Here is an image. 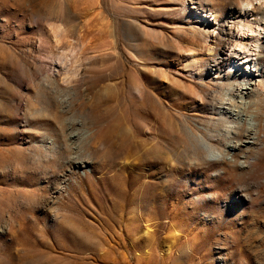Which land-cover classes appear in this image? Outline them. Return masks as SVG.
<instances>
[{
    "label": "rangeland",
    "instance_id": "rangeland-1",
    "mask_svg": "<svg viewBox=\"0 0 264 264\" xmlns=\"http://www.w3.org/2000/svg\"><path fill=\"white\" fill-rule=\"evenodd\" d=\"M249 3L0 0V264H264Z\"/></svg>",
    "mask_w": 264,
    "mask_h": 264
},
{
    "label": "bare ground",
    "instance_id": "bare-ground-1",
    "mask_svg": "<svg viewBox=\"0 0 264 264\" xmlns=\"http://www.w3.org/2000/svg\"><path fill=\"white\" fill-rule=\"evenodd\" d=\"M249 4H251V3H249ZM260 5L263 6V3H261ZM262 6L261 7L257 6V8L259 10V11H257L256 10V6H254V4H251V8L253 10H256L255 11L256 15H259L261 13L263 15V17H264V6L263 7ZM245 13H246V15L251 16V13H247V11ZM231 15L234 18L238 17L236 12H232ZM254 16H255V14L253 15V17ZM252 19L253 18H251V23L250 24H243L242 22H240V30H241L240 34L244 38L247 37L246 33H248V32L244 31L245 27H247L248 30L251 31V34H249V36H252V40L254 41L253 51L256 52L258 50L260 55L255 56V57H253L250 60L249 58H250L251 54H246V57H244L242 59L243 62L246 63V65L244 67L246 69H244L245 71L244 70H242V71L238 70V73H237L238 76L241 73H243V72L244 73L248 72V73H252L253 74V70H255L256 72L262 71V69L260 70V64H261L260 63V58L263 57L262 54L264 52V27H261V23H258V25H256V27H254L253 26L254 22H252ZM254 19H256V17ZM214 20H215V18H214ZM260 20L264 24V20H262V18ZM207 27H208V25H207ZM249 36H248V40L250 39ZM246 46H247L246 42H241L240 44H238L237 47L231 48L230 50L226 47L225 50H229V52H231L232 57L234 59H240V56H241L242 52H245ZM223 61H224V58L220 59V62H218L219 66L223 65ZM239 64H240V62L235 63L233 65V69H235V70L238 69V65ZM239 69H241V68L239 67ZM132 82H133L132 84H134L135 82H137V80L133 79ZM252 84H254V83L251 82V81L248 82V83L246 82V83H244V86L240 87L239 89H237V87L235 85H233V84L229 85L227 87V89L225 90V92H224V94L226 96L225 97L226 101L222 100L221 103L223 104V107H220V109H219L220 113L221 114H224V113H231L232 114V113H234V111H236V110L233 109V107H230V105H236V102L234 101V95L236 94L235 91L239 90V93H237V94H239L238 96L240 98L244 97L243 96L244 94H249V93L252 94L256 90ZM248 124L250 126V128H249L250 130L249 129H247V130H249V133H252V138H254V136L256 135L255 123H253L251 121V119H249V123ZM233 145H234L233 141L228 142V148L229 149H232ZM171 248H172V245L171 244H167L166 247L164 248V251H169Z\"/></svg>",
    "mask_w": 264,
    "mask_h": 264
}]
</instances>
